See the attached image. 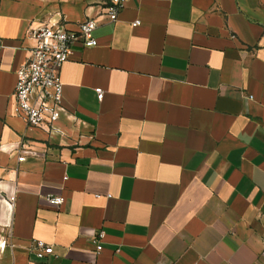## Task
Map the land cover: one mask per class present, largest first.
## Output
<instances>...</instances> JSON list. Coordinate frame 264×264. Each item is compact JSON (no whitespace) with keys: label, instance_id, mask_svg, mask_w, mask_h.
<instances>
[{"label":"crops","instance_id":"1","mask_svg":"<svg viewBox=\"0 0 264 264\" xmlns=\"http://www.w3.org/2000/svg\"><path fill=\"white\" fill-rule=\"evenodd\" d=\"M97 4L0 0V264H264V0H128L115 22ZM89 17L68 113L26 126L10 109L31 30Z\"/></svg>","mask_w":264,"mask_h":264},{"label":"built area","instance_id":"2","mask_svg":"<svg viewBox=\"0 0 264 264\" xmlns=\"http://www.w3.org/2000/svg\"><path fill=\"white\" fill-rule=\"evenodd\" d=\"M128 0H98L101 9L99 17L106 21H117ZM137 21L134 25H138ZM98 25L97 18L89 17L78 25L76 33L68 32L65 26L50 24L33 28L30 38L33 45L29 50V57L16 73V85L12 95L11 114L21 119L26 126L38 128L49 133L56 130V124L67 114L64 106L63 83L61 69L74 53V46L81 42L86 47L97 46L94 30ZM99 100L104 97L101 88L95 90ZM25 147V146H22ZM19 162L26 159L31 150L21 149ZM48 201L55 206H61L64 198L48 196ZM104 237L99 232L94 238L97 252L102 251L100 244ZM29 253L39 259L53 254V247L45 242L36 240L28 248Z\"/></svg>","mask_w":264,"mask_h":264}]
</instances>
